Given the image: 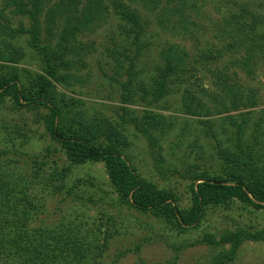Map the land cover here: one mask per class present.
I'll return each mask as SVG.
<instances>
[{
  "label": "trees",
  "instance_id": "trees-1",
  "mask_svg": "<svg viewBox=\"0 0 264 264\" xmlns=\"http://www.w3.org/2000/svg\"><path fill=\"white\" fill-rule=\"evenodd\" d=\"M130 1L156 11L158 25L172 33L177 30L189 33L191 26L196 27L186 13L196 10L197 0ZM111 6L119 18L118 34L129 39L127 44L132 46V52L129 47L123 48L126 52L107 48L118 77L125 76L124 80L115 79L120 89L119 104L107 115L100 111L89 114L81 108L84 104L80 98L66 97L57 90L58 85L70 88L81 83L76 74L78 64L94 49L92 41L86 44L81 38L94 32L98 21L105 20L108 7L104 1L3 0L0 106L5 105L18 115L30 111L33 122L43 127L54 144L29 154L17 145L26 143L32 128L25 123L8 128L1 124L3 139L10 146L0 148V264L97 262L104 257L110 239L123 227L126 216L137 214L136 217L150 218L166 232L180 234L199 226L208 210L230 208L236 202L264 209V117L252 122L250 110L242 111L236 118L223 105L221 120L229 125L225 132L227 143L218 138L209 120H199L204 132L215 141L212 149L217 162L215 166L185 168L183 173L172 169L189 180L186 206L179 204L173 189L141 175L128 153L129 136L134 133L145 142L153 166L163 172L166 166L160 143L171 130L172 122L158 110L176 83L183 81L189 53L177 44H166L159 53L160 63L148 81L138 79L134 66L143 47L144 21L129 2L112 0ZM6 10L25 17L28 25L20 21L18 26H13V18L4 13ZM219 24L221 37H226L224 46L205 45L196 51L194 61L209 65L230 51L239 54L235 65L250 74L253 62L260 57L264 60V11L242 4L228 16H221ZM24 35L37 55L39 71L19 67L24 51L13 40ZM219 79L224 85L225 76ZM224 88L231 93L229 86ZM250 100L253 105L254 100ZM231 103L232 108H238L236 98ZM130 105L139 108L132 109ZM184 107L185 113L192 116L199 115L197 109L201 108L199 101L195 107L192 104ZM86 163L103 164L109 188H103L90 175L71 177L74 166ZM44 192L62 201L93 205L98 210V222L85 230L71 220L50 226L38 216L45 205L39 194ZM36 220L38 224L34 226ZM250 228L225 229L218 237L202 235L198 242L216 250L208 264L232 262L244 242L264 241V226ZM187 245L173 244V247L178 252ZM138 247L136 243L134 248Z\"/></svg>",
  "mask_w": 264,
  "mask_h": 264
},
{
  "label": "rangeland",
  "instance_id": "rangeland-1",
  "mask_svg": "<svg viewBox=\"0 0 264 264\" xmlns=\"http://www.w3.org/2000/svg\"><path fill=\"white\" fill-rule=\"evenodd\" d=\"M103 1L108 7L105 20L98 21L95 31L81 38L86 44L91 41L94 43V49L86 53L82 64H78L79 69L76 74L81 78V83L70 88L58 85L57 90L66 97L80 98L84 104L81 108L89 114L100 111L110 115L112 108L119 104L120 89L115 79L124 80L125 76L118 77L114 69L115 62L107 48L126 52L123 48L129 47V51L132 52V46L127 44L129 39L123 38V34H118L119 18L112 11V0ZM123 1L131 3V6L137 9L145 26L141 36L143 47L134 66L138 79L148 81L149 76L154 73L160 63L159 53L166 44H177L189 53L186 64L187 72L183 76V81L176 83L177 86L160 103L161 108L158 110L172 122L171 130L164 135L160 143L165 162L163 165L166 168L163 172L155 169L145 142L134 133L129 136L131 145L128 150L132 162L141 175L156 181L161 186L173 189L179 198V204L186 206L189 202L187 190L189 180L182 178L172 169L176 168L183 173L185 168H194L195 165L215 166L217 162V156L212 149L215 141L211 135L204 132L199 120H209L218 138L227 143L225 132L229 125L221 120L224 113L221 112L223 105L236 118L242 111L247 110L251 112L252 122H257L262 116L264 117V60L261 57L253 62V71L248 74L235 65L234 61L239 57L237 53L224 52L221 57L209 65L196 63L194 55L205 45L215 48L224 46L226 37H221L220 29H218L221 25L219 24L221 16H228L242 4L264 11V0H197L196 10L190 9L186 13L188 14L187 19L193 20L196 24V27L191 26L192 31L189 33H182L181 30L172 33L170 29L158 25L156 11H149L130 0ZM2 5L3 0H0V8ZM4 13L12 16L13 26H18L20 21L26 26L29 23L25 17L12 15L7 10ZM26 39L27 36L24 35L13 40L15 45L24 51L19 67L39 71L37 55L27 44ZM123 61L126 65V60ZM219 76L223 78L225 76L224 85L230 87L231 93L224 88ZM235 98L238 108H232L231 105ZM248 99H253L254 104L250 105ZM198 101L201 106L200 110L197 109L199 115L192 116L185 113L184 104H192L195 107ZM129 107L139 108L138 105ZM32 115L30 111H23L18 115L8 110L5 105L0 106V128L1 124L8 128L9 125L20 124L22 126L24 123L25 126L32 128L33 133L26 143L17 145L20 150H25L29 154L37 153L51 143L43 127L33 122ZM262 128L264 130V125ZM4 134L0 129V148L10 146V142L3 139ZM88 175L93 176L103 188H109L103 164L86 163L82 166H74L71 177L84 178ZM87 192L89 193L88 190ZM39 195H41L39 196L40 201L45 205H43L42 214L38 216L44 218L50 226L58 224L61 220H71L74 223H80L85 230L98 222V210L93 205L83 206L80 201V203L62 201L60 197H53L46 192ZM136 215L125 217L123 227L121 226L110 239L104 257L98 259V263L93 261L91 264H113L112 262L114 264H208L216 250L198 242L202 235L208 233L218 237L225 229L238 226L253 229L264 226V209H254L237 202L230 208L208 210L199 226L191 227L180 234L166 232V229L154 220L136 217ZM36 224L38 220L33 223L34 226ZM99 236L101 238V235ZM90 238L95 242L92 235ZM136 243L139 246L138 249L134 248ZM181 243L188 245L175 252L173 244ZM121 252L123 254L119 255ZM175 254L178 255L175 257ZM227 264H264V241L244 242L235 260Z\"/></svg>",
  "mask_w": 264,
  "mask_h": 264
}]
</instances>
